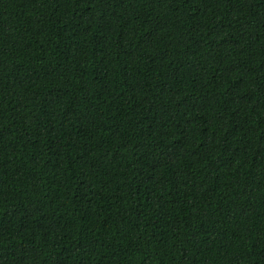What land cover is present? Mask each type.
<instances>
[{"label": "trees", "instance_id": "1", "mask_svg": "<svg viewBox=\"0 0 264 264\" xmlns=\"http://www.w3.org/2000/svg\"><path fill=\"white\" fill-rule=\"evenodd\" d=\"M0 264H264V0H0Z\"/></svg>", "mask_w": 264, "mask_h": 264}]
</instances>
